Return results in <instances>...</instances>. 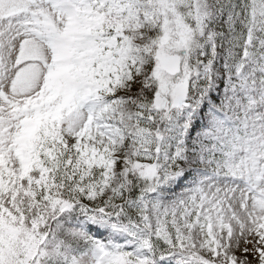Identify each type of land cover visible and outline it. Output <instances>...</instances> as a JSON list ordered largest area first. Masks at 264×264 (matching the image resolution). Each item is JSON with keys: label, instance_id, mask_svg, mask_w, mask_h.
I'll use <instances>...</instances> for the list:
<instances>
[{"label": "snow or ice", "instance_id": "1", "mask_svg": "<svg viewBox=\"0 0 264 264\" xmlns=\"http://www.w3.org/2000/svg\"><path fill=\"white\" fill-rule=\"evenodd\" d=\"M0 264H264V0H0Z\"/></svg>", "mask_w": 264, "mask_h": 264}]
</instances>
